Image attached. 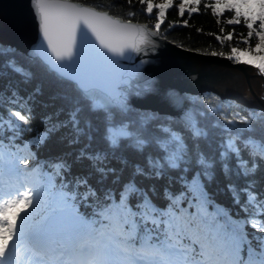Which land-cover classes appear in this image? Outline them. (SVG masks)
<instances>
[{
  "label": "snow or ice",
  "instance_id": "1",
  "mask_svg": "<svg viewBox=\"0 0 264 264\" xmlns=\"http://www.w3.org/2000/svg\"><path fill=\"white\" fill-rule=\"evenodd\" d=\"M140 3L141 15L150 14L155 21V32L70 0H29L51 58L35 51V44L24 51L0 43V141L27 145L36 157L32 163L44 162V169L72 194L84 217L99 216L115 206L117 226L122 231L136 229L125 243L138 245L148 264L174 239L187 244L193 257L208 256L209 264H264V114L209 126L194 117L149 118L139 111L141 102L161 86L158 73L151 69L160 63L159 41L167 36L162 37L160 29L167 10L184 16L203 7L227 26H246L245 42L253 36L258 42L246 50L231 48L227 59L264 73V0ZM84 30L91 31L106 53L119 58L112 64L130 59L125 52L130 48L135 55L132 70L119 77L101 74L102 61L110 58L80 47L78 32ZM137 39L150 47H139ZM218 39L231 41L233 33ZM45 81L57 89L47 100L41 99ZM53 146L58 150L41 155ZM221 176L223 188L212 191ZM225 192L231 200L226 207L232 222L210 227L202 238L192 239L186 230L190 223L180 221L193 215L189 212L193 207L213 208L220 203L218 193ZM33 203L32 194L21 191L0 206V257L15 235L17 217ZM79 227L77 216L61 221L50 214L33 238L49 244L61 228L71 232ZM86 264L111 261L100 252Z\"/></svg>",
  "mask_w": 264,
  "mask_h": 264
},
{
  "label": "trees",
  "instance_id": "2",
  "mask_svg": "<svg viewBox=\"0 0 264 264\" xmlns=\"http://www.w3.org/2000/svg\"><path fill=\"white\" fill-rule=\"evenodd\" d=\"M85 4L86 6L96 7L99 11H106L113 17L123 20H130L134 22L144 23L148 27L154 29V20L149 19V15L144 13L141 15L142 5L140 0H70ZM163 0H153V3H161ZM180 0H173L174 5H178ZM211 0H202L203 4L210 3ZM133 13L135 17L133 18ZM223 29V32H221ZM246 26L239 25L235 28L227 26L222 18L217 19L208 13L201 7L196 13H187L184 16H180L175 9H169L166 11L160 34L164 37V33L167 36L164 37L167 41L175 44L178 47H182L186 50L196 51L211 55L212 52L218 53V56L228 57L231 55V48L237 47L243 50L248 48H254L258 42V38L252 37L251 41L245 42L247 35ZM229 32L233 33V39L220 40L218 37L226 36ZM222 54V55H220ZM233 61V60H232ZM57 89L50 84L49 81L44 82L45 95L41 99L47 100L49 95ZM191 99L197 104L196 120L211 126L218 120L223 124L228 119L239 120L240 116L252 117L254 113L256 115L264 114L263 108H252L249 104L238 100L235 97H224L213 92H205L201 96H191ZM211 109H216L213 113ZM42 111V110H41ZM141 116H147L151 118L154 114L148 110H139ZM201 113H204L202 116ZM164 119H178L175 117L160 115ZM223 116L224 120L219 118ZM241 127H243L241 125ZM58 150L54 146L45 150L41 155H48L50 151ZM36 157L29 150L27 145H15L10 146L7 143L0 141V182L3 184H9L10 186L16 185V189H21L25 186L23 191H28L32 194L34 201L37 203L34 211L30 212L29 219H26V214L23 219L24 226L31 232L36 231L37 226L44 219V217L60 211L64 216L71 218L72 216L79 217L80 227L78 230L71 231L75 235L81 234V237L73 240L65 241L63 235L65 232H69L64 229L58 230L53 242L49 244H38L32 237L30 242L33 248L38 252L41 258L54 257L58 250L64 251L63 257H69V251L74 252L78 248L84 247L85 244L101 242L102 244L108 243L112 248L116 249V245H120L121 248H117V251H121L124 255L131 258L132 264H141V260H144V264H147L148 258H142L140 256V248L138 245H131L125 243L129 237L136 234V229L131 228L122 231L117 226L116 217L117 210L115 206H111L99 216L84 217L81 214V210L78 206H74L73 200L70 198L71 193L67 192L65 188H62L55 179L53 173L44 169V162L39 164H33L32 161ZM27 163H24V162ZM145 184L151 183V181H142ZM233 182L236 181L233 177ZM225 181L223 177H219L218 182L211 188L212 191H217L223 188ZM159 186V185H158ZM13 188V187H12ZM191 188V186H190ZM194 195H199L192 189ZM216 199L220 202L215 204L213 208L201 207L199 210L195 207L189 209L193 215L185 217L180 222L188 225L187 233L192 239L202 238V235L210 227L227 225L232 222L229 217V207L231 200L227 193H218ZM50 209V210H49ZM171 212V209H169ZM199 211V215H194ZM17 217L16 225L20 222V218ZM18 226V225H17ZM117 227V228H116ZM32 228V229H31ZM23 232V231H21ZM124 233V236L121 234ZM16 233V232H15ZM28 235H30L28 233ZM16 238L14 235L13 239ZM12 239V240H13ZM165 250L159 256L151 257L153 260L171 262V264H209V257H200L199 255L193 257L192 249L187 244L173 240L172 243H166ZM54 255V256H53ZM226 256H215L214 259H225Z\"/></svg>",
  "mask_w": 264,
  "mask_h": 264
},
{
  "label": "water",
  "instance_id": "3",
  "mask_svg": "<svg viewBox=\"0 0 264 264\" xmlns=\"http://www.w3.org/2000/svg\"><path fill=\"white\" fill-rule=\"evenodd\" d=\"M101 12L107 13L106 11ZM108 15L121 23L130 21ZM130 22L149 32L156 31L144 23ZM78 41L82 49L98 50L110 58V60L102 61L99 69L101 74H111L115 77L126 75L135 64V55L131 54L130 48H125V52L131 55L130 59L112 64L111 60L119 58L100 48L99 42L90 30L78 32ZM0 43L24 51L31 50L35 44V51L41 56L51 58L46 42L39 36L38 27L30 11L29 0H0ZM159 43L163 45L158 53L160 63L158 66H153L151 70L158 73L161 86L156 94L148 96L141 102L139 108L141 111L150 110L152 113L178 119L180 117L195 118L197 104L191 96H201L205 92L225 96L221 90L227 92L229 85L231 86L239 79V75L235 74L231 67L244 71L248 79L254 75V73L245 71L242 64L232 63L227 57L186 50L170 43L165 38H162ZM137 44L141 48L150 47L147 43L140 44L138 39ZM248 83L250 85V82Z\"/></svg>",
  "mask_w": 264,
  "mask_h": 264
},
{
  "label": "rangeland",
  "instance_id": "4",
  "mask_svg": "<svg viewBox=\"0 0 264 264\" xmlns=\"http://www.w3.org/2000/svg\"><path fill=\"white\" fill-rule=\"evenodd\" d=\"M232 63L239 64L235 61H232ZM240 64H242L245 71H249V73L251 74L254 73V75H251L248 79L244 71L231 67V70L235 74L239 75V79H237L231 86L229 85V89L227 92H225L226 90H221L225 95L224 97H235L238 100L249 104L252 108H263L264 73H261V71L254 65H247L244 63ZM248 82H250V85ZM15 186L16 185L10 186L9 184H3L2 182H0V206H3V204L8 200L15 199L18 193L23 191L16 189ZM36 204L37 203L34 201L33 206L27 207L18 216L21 220L17 224L18 226L15 233L16 238L13 239L11 243H9L8 247L5 250V255L0 257V264H2V262L3 264H86L87 258L80 254H82V252L88 251L89 249H92L93 247L97 249L96 251L98 253L104 252L106 254V258L111 261V264H132L131 258L129 256L124 255L121 251H117V248H121L120 245H116V249L114 251L110 244H102L101 242L91 243V245H89V247L85 251L84 248H79L74 252L69 251V255L71 257L70 259L63 257L65 253L61 250H58V253L55 256L53 255L54 257L50 259H40L38 257L35 258L32 252V244L31 242H29L30 238L33 237V232H31L30 229L27 231L25 229L27 228L26 226H29L30 223H28L26 226H24V224L22 223L25 214L28 212L29 214H26V219H29L30 212L32 214ZM54 215H56L61 221L69 219L60 211H56ZM21 231H23V235L21 234ZM28 233L30 235H28ZM64 234H66L64 238L67 241L81 237V234L79 233L75 235L73 232H65ZM121 234L124 236L123 232H121ZM15 240L17 242H15ZM76 260H78V262ZM143 262L144 260H141V264H144ZM151 264H159V260L155 259L151 262Z\"/></svg>",
  "mask_w": 264,
  "mask_h": 264
},
{
  "label": "bare ground",
  "instance_id": "5",
  "mask_svg": "<svg viewBox=\"0 0 264 264\" xmlns=\"http://www.w3.org/2000/svg\"><path fill=\"white\" fill-rule=\"evenodd\" d=\"M148 111H150V110H148ZM24 188H25V186H23V188H21V189H19V190H24ZM64 236H66V234L63 235V238H64ZM64 240H65V238H64ZM11 241H12V240H10L9 243H11ZM65 241H67V240H65ZM68 241H69V240H68ZM15 242H17V241L15 240ZM29 242H30V241H29ZM89 245H91V243L85 244L84 247H82V248H84V251L89 247ZM32 247H33V246H32ZM82 248H81V249H82ZM78 249H79V248H78ZM76 250H77V249H76ZM96 250H97V249H96L95 247H93L92 249H89V250L86 251V252H82V254H80V255L86 257V258H87V262H88V261L94 259V258L97 256L98 252H97ZM95 251H96V252H95ZM32 252H33V255L35 256V258H36V257H38V258H40V259H50V258H52V256L41 258V257L39 256L38 252H37L34 248H33ZM66 258H69V259H70L71 257L69 256V257H66ZM76 261L78 262V260H76ZM2 264H3V262H2Z\"/></svg>",
  "mask_w": 264,
  "mask_h": 264
}]
</instances>
